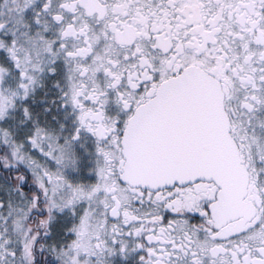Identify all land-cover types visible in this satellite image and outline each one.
<instances>
[{"label":"snow or ice","instance_id":"6c2138e0","mask_svg":"<svg viewBox=\"0 0 264 264\" xmlns=\"http://www.w3.org/2000/svg\"><path fill=\"white\" fill-rule=\"evenodd\" d=\"M0 264H264V0H0Z\"/></svg>","mask_w":264,"mask_h":264}]
</instances>
